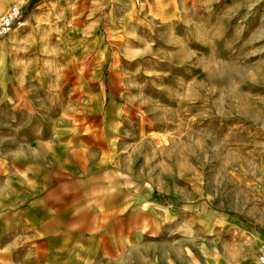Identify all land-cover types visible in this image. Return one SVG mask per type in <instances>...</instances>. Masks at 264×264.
I'll return each mask as SVG.
<instances>
[{"label": "rangeland", "instance_id": "1", "mask_svg": "<svg viewBox=\"0 0 264 264\" xmlns=\"http://www.w3.org/2000/svg\"><path fill=\"white\" fill-rule=\"evenodd\" d=\"M9 1L0 17L18 6L26 25L7 76L33 126L115 130L133 191L167 196L185 226L223 212L264 234V0H40L29 13ZM20 130L4 123L6 159ZM242 245L226 252L257 264L263 245ZM26 252L0 249V264H30Z\"/></svg>", "mask_w": 264, "mask_h": 264}, {"label": "crops", "instance_id": "2", "mask_svg": "<svg viewBox=\"0 0 264 264\" xmlns=\"http://www.w3.org/2000/svg\"><path fill=\"white\" fill-rule=\"evenodd\" d=\"M9 4L0 0V13ZM15 37L16 31L0 42V196L3 208L12 209L6 213L12 219L0 230L10 236L0 249L27 250L30 264L41 259V264L253 262L232 258L226 250L233 246L240 255L248 238L254 250L264 245V234L255 226L223 212L224 225L214 226L219 217L208 213V225L189 219L185 226L167 196L149 193L147 184L133 191L116 162L117 131L33 126L37 118L32 119L29 105L20 103L13 82L17 53L9 48ZM34 89L43 99L44 90ZM6 121L21 128L9 159L2 132ZM43 121L58 122L47 115ZM234 239L239 241L235 246Z\"/></svg>", "mask_w": 264, "mask_h": 264}, {"label": "built area", "instance_id": "3", "mask_svg": "<svg viewBox=\"0 0 264 264\" xmlns=\"http://www.w3.org/2000/svg\"><path fill=\"white\" fill-rule=\"evenodd\" d=\"M23 12L18 6H11L0 17V39L7 37L15 28L22 25ZM257 264H264V245L258 249Z\"/></svg>", "mask_w": 264, "mask_h": 264}, {"label": "trees", "instance_id": "4", "mask_svg": "<svg viewBox=\"0 0 264 264\" xmlns=\"http://www.w3.org/2000/svg\"><path fill=\"white\" fill-rule=\"evenodd\" d=\"M40 0H30L28 4L25 6V13H29L33 10V5L38 3Z\"/></svg>", "mask_w": 264, "mask_h": 264}, {"label": "bare ground", "instance_id": "5", "mask_svg": "<svg viewBox=\"0 0 264 264\" xmlns=\"http://www.w3.org/2000/svg\"><path fill=\"white\" fill-rule=\"evenodd\" d=\"M25 24H26V23H23L22 25L18 26L17 29L23 27ZM14 31H15V30H14Z\"/></svg>", "mask_w": 264, "mask_h": 264}]
</instances>
